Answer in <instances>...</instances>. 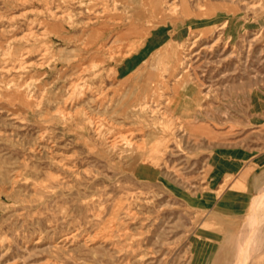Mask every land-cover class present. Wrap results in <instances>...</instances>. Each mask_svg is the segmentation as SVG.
I'll return each mask as SVG.
<instances>
[{
  "label": "rangeland",
  "instance_id": "obj_1",
  "mask_svg": "<svg viewBox=\"0 0 264 264\" xmlns=\"http://www.w3.org/2000/svg\"><path fill=\"white\" fill-rule=\"evenodd\" d=\"M0 264H264V0H0Z\"/></svg>",
  "mask_w": 264,
  "mask_h": 264
},
{
  "label": "bare ground",
  "instance_id": "obj_2",
  "mask_svg": "<svg viewBox=\"0 0 264 264\" xmlns=\"http://www.w3.org/2000/svg\"><path fill=\"white\" fill-rule=\"evenodd\" d=\"M109 2V1H108ZM112 2V1H111ZM104 12V11H103ZM96 13V12H95ZM99 15V14H98ZM206 16V15H205ZM232 25V23L230 22V20H227V23H226V25ZM117 54V53H116ZM181 78V77H180ZM183 78V77H182ZM177 80H179V79H177ZM183 80V79H182ZM99 128V127H98ZM98 128H97V130H98ZM97 134H99V133H97ZM121 136V135H120ZM123 137V136H122ZM121 138V137H120ZM118 139V138H117ZM126 140V139H125ZM124 141V140H123ZM114 142V143H113ZM117 141H115V140H111V141H108V143H112L111 145H112V148L113 149H115V148H117V145L115 144ZM130 142V141H129ZM122 143V142H121ZM124 143V142H123ZM126 143V142H125ZM121 145V144H120ZM111 148V147H110ZM260 199V198H259ZM259 199L258 200H255L254 201V203H253V206H252V209H253V214H252V218H251V222H255V219H256V216L254 217V215L255 214H257L258 213V211H257V207H258V203H259ZM262 202V201H261ZM258 209H259V207H258ZM250 217H251V215H250ZM258 219V218H257ZM257 221V220H256ZM254 224V223H253ZM254 227V226H253ZM252 226H251V229L253 228ZM254 230H252V232L250 233V235H248L247 237H246V239H245V241H244V243L242 244V243H240V245H239V247H240V253H241V255H242V257H244V255H245V253H252V251H254L255 249H257V246L259 245V242L257 241V239L256 238H258V239H260L259 237H256L255 238V236L253 235L254 234V232H253ZM256 240V241H255ZM255 242H257V243H255ZM263 243V242H262ZM260 247V246H259ZM246 260V259H245Z\"/></svg>",
  "mask_w": 264,
  "mask_h": 264
},
{
  "label": "crops",
  "instance_id": "obj_3",
  "mask_svg": "<svg viewBox=\"0 0 264 264\" xmlns=\"http://www.w3.org/2000/svg\"><path fill=\"white\" fill-rule=\"evenodd\" d=\"M261 158H263V156H261Z\"/></svg>",
  "mask_w": 264,
  "mask_h": 264
}]
</instances>
